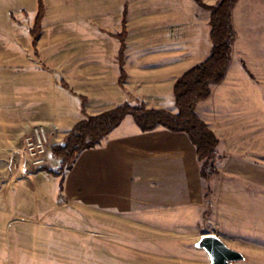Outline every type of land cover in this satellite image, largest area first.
Segmentation results:
<instances>
[{
	"label": "rangeland",
	"instance_id": "obj_1",
	"mask_svg": "<svg viewBox=\"0 0 264 264\" xmlns=\"http://www.w3.org/2000/svg\"><path fill=\"white\" fill-rule=\"evenodd\" d=\"M10 1L0 0V176L1 168L14 173L19 164L28 166L27 172L54 175L60 160L53 156L52 147L63 145L55 139L59 128L23 120L26 87L21 84L55 82L71 88L59 73L60 50L67 48L63 36L68 30L94 36V9L73 10V20L79 22L61 24L62 18H68L65 12L72 10L48 8L43 0L46 12L34 44L31 30L39 0L32 8L2 7ZM124 20L126 39V16L120 31L103 32L121 40ZM254 43L252 51L257 54L263 42ZM120 52L122 70L125 51L122 65ZM256 66L253 73L244 62L252 83L241 80L234 90L230 111L235 119L213 122L222 158L217 162L218 174L205 182L199 220L181 182L170 186L163 182L161 193H138L135 210L110 215L69 202L60 195L62 175L60 181L48 176L28 186L17 185L8 197H0V264H210L207 251L197 246L201 236L209 233L245 255L234 264H264V61ZM82 100L85 109L86 97ZM129 118L133 120L132 115ZM37 125L47 126L51 134L40 163L33 164L27 156L26 136ZM196 225L198 231L193 232Z\"/></svg>",
	"mask_w": 264,
	"mask_h": 264
},
{
	"label": "crops",
	"instance_id": "obj_2",
	"mask_svg": "<svg viewBox=\"0 0 264 264\" xmlns=\"http://www.w3.org/2000/svg\"><path fill=\"white\" fill-rule=\"evenodd\" d=\"M44 1L48 8L72 10L65 12L68 18H62L61 24H75L73 10L94 9V36L69 30L63 36L67 48L60 50L59 73L65 76L71 88L55 82L34 84L27 80L21 84L26 87L23 104L27 116L23 120L57 125L58 144H64L65 136L86 114L94 115L120 104H145L148 108L177 112L176 80L211 54V12L196 0ZM203 1L215 5L219 0ZM36 2L11 0L2 7L32 8ZM125 10L128 25L124 56L126 78L121 84L118 60L121 40L103 31L114 34L120 31ZM233 25L237 36L226 76L221 83L212 86L211 97L196 107L197 113L215 132V118L235 119L236 114L230 109L234 110L232 97L239 82L252 83L244 62L255 73L256 64L264 61V51L261 52L264 49V0H238L233 10ZM258 41L263 43L256 54L252 47ZM82 96L86 97L85 109ZM215 106L222 112L214 111ZM130 116L104 137L100 145L79 154L73 168L64 174L60 195L78 206L94 208L97 214H125L135 210L138 193H161L163 182L168 186L181 182L186 185L187 199L198 210L199 220L203 216L207 180L201 176V162L190 137L163 126L142 131ZM218 151L222 153L221 141ZM14 167L19 171L9 174L8 168H1L0 197H8L9 191L17 185L28 186L40 178L61 179L60 175L46 171L27 172L28 166ZM2 212L7 214L6 210ZM198 227L196 225L193 232H197Z\"/></svg>",
	"mask_w": 264,
	"mask_h": 264
},
{
	"label": "trees",
	"instance_id": "obj_3",
	"mask_svg": "<svg viewBox=\"0 0 264 264\" xmlns=\"http://www.w3.org/2000/svg\"><path fill=\"white\" fill-rule=\"evenodd\" d=\"M202 7L211 12V40L210 56L203 62L193 66L180 76L174 85L177 112L166 109L147 108L144 104L131 105L125 103L114 109L106 110L96 115H88L80 120L66 136L63 145L52 147L53 156L60 160V170L52 172L62 175L73 168L79 154L89 148L101 144L114 128L128 116L132 115L142 131L154 130L163 126L174 132H185L196 147L201 162V176L209 180L218 174L217 162L222 157L218 152L220 140L215 131L197 113L198 103L207 100L212 95V86L221 83L228 71L232 60L233 45L236 40V30L233 25V10L238 0H219L215 5L206 4L203 0H196ZM39 8L35 26L31 30L34 44L41 31V22L46 8L43 0H39ZM126 16V10H125ZM120 35L121 65L126 48V22ZM126 73L122 67L121 82Z\"/></svg>",
	"mask_w": 264,
	"mask_h": 264
},
{
	"label": "water",
	"instance_id": "obj_4",
	"mask_svg": "<svg viewBox=\"0 0 264 264\" xmlns=\"http://www.w3.org/2000/svg\"><path fill=\"white\" fill-rule=\"evenodd\" d=\"M197 246L207 251L211 260L210 264H234L245 259V255L241 251L228 246L215 233L202 235Z\"/></svg>",
	"mask_w": 264,
	"mask_h": 264
},
{
	"label": "built area",
	"instance_id": "obj_5",
	"mask_svg": "<svg viewBox=\"0 0 264 264\" xmlns=\"http://www.w3.org/2000/svg\"><path fill=\"white\" fill-rule=\"evenodd\" d=\"M51 132L45 125H37L31 134L26 136L27 156L33 164L40 163V158L44 155L49 143Z\"/></svg>",
	"mask_w": 264,
	"mask_h": 264
}]
</instances>
